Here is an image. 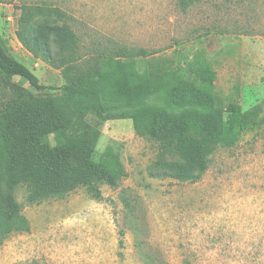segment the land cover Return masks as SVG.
Returning <instances> with one entry per match:
<instances>
[{"label": "rangeland", "instance_id": "obj_1", "mask_svg": "<svg viewBox=\"0 0 264 264\" xmlns=\"http://www.w3.org/2000/svg\"><path fill=\"white\" fill-rule=\"evenodd\" d=\"M26 5L65 12L84 59L144 50L133 58L137 70L158 73L204 49L216 96L242 111L255 107L260 121L236 146L218 149L196 182L152 177L156 142L129 120L100 123L93 159L113 147L125 176L101 185L100 200L78 188L30 205L18 187L28 231L1 240L0 264H264V0H198L185 12L176 0H0V40L44 89L13 80L35 96L58 97L78 75L64 78L21 47L15 30Z\"/></svg>", "mask_w": 264, "mask_h": 264}, {"label": "trees", "instance_id": "obj_2", "mask_svg": "<svg viewBox=\"0 0 264 264\" xmlns=\"http://www.w3.org/2000/svg\"><path fill=\"white\" fill-rule=\"evenodd\" d=\"M197 1L176 3L185 12ZM68 19L60 9L26 5L15 30L34 58L69 80L78 75L58 97L35 96L16 83L19 78L36 91L44 89L0 40V242L28 231L14 196L18 187H24L30 205L78 188L100 200L101 185L115 187L125 176L113 147L93 159L100 123L129 120L135 133L156 142L152 177L196 182L218 149L233 148L249 125L260 121L255 107L242 111L238 103L224 104L216 96V72L204 49L191 51L178 68L140 72L133 58L146 57L144 50L118 48L94 61L84 59ZM89 115L99 122L90 123Z\"/></svg>", "mask_w": 264, "mask_h": 264}]
</instances>
